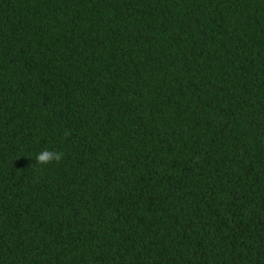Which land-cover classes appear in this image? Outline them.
<instances>
[{"label": "trees", "instance_id": "1", "mask_svg": "<svg viewBox=\"0 0 264 264\" xmlns=\"http://www.w3.org/2000/svg\"><path fill=\"white\" fill-rule=\"evenodd\" d=\"M0 264H264V0H0Z\"/></svg>", "mask_w": 264, "mask_h": 264}, {"label": "clouds", "instance_id": "2", "mask_svg": "<svg viewBox=\"0 0 264 264\" xmlns=\"http://www.w3.org/2000/svg\"><path fill=\"white\" fill-rule=\"evenodd\" d=\"M61 158H62V153L45 149L41 153L37 154L36 160L38 164H47L51 161L58 162L61 160Z\"/></svg>", "mask_w": 264, "mask_h": 264}]
</instances>
